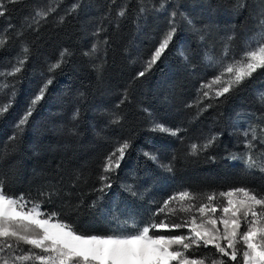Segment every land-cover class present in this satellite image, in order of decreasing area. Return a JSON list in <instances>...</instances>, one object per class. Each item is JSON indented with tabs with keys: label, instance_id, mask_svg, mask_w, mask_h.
<instances>
[{
	"label": "trees",
	"instance_id": "trees-1",
	"mask_svg": "<svg viewBox=\"0 0 264 264\" xmlns=\"http://www.w3.org/2000/svg\"><path fill=\"white\" fill-rule=\"evenodd\" d=\"M141 2L151 8L160 0H22L8 5L7 14L0 17V32L8 29L10 37L0 48V71L15 63L22 44L30 49L24 71L8 78V83L15 81L17 94L10 112L0 119V173L8 178L6 189L44 200L45 210L60 212L89 232L115 227L114 216L120 221L129 216L147 219L156 208L154 202L184 188L197 193L231 186L264 190V172L247 170L240 160L229 158L245 151L235 128L248 127L264 112L256 94L264 84V69L206 111L186 106L212 71L205 56L218 57L229 35L235 36L231 46L238 54L245 38L259 31L264 0H243L246 7L238 10L236 0H171L192 24L178 21L168 50L150 72L134 79L168 27L164 13L149 10L140 16ZM73 3L80 7L66 16ZM49 6L56 11L40 22L38 31L28 28L26 18ZM125 6L126 16L118 19L117 12ZM97 28L103 29L99 39L106 38L108 45L101 43L97 55L85 56L97 42ZM65 48L72 53L68 62L49 74V63ZM101 63L103 71L98 73L94 65ZM49 75L53 83L44 99L18 139L7 143L32 93ZM126 89L128 98L120 104ZM114 113L122 117L119 124L111 123ZM153 118L182 129L180 137L150 131ZM216 133L219 139L211 148L188 154L191 143ZM124 139L131 147L112 175L111 188L101 194L95 190L100 187V165ZM258 148L264 150V145ZM145 151L171 164L172 171L145 157ZM127 185L137 195L128 192ZM41 191L54 194L47 200L39 197ZM202 252L211 256L214 249L197 254L205 255Z\"/></svg>",
	"mask_w": 264,
	"mask_h": 264
},
{
	"label": "snow or ice",
	"instance_id": "snow-or-ice-1",
	"mask_svg": "<svg viewBox=\"0 0 264 264\" xmlns=\"http://www.w3.org/2000/svg\"><path fill=\"white\" fill-rule=\"evenodd\" d=\"M20 2L22 0H0V17L7 14L8 5ZM79 7V3H73L65 15H71ZM169 7H172L170 12ZM234 7L238 10L246 7V4L243 0H236ZM149 10L167 15L168 27L134 79L150 72L168 50L178 32V21L192 24L178 5L172 6L171 0H160L158 6L152 4L151 8L140 3V16ZM55 11L56 7L51 6L47 10H35L34 15L26 18L30 20L28 28L38 31L40 22ZM126 12L127 7H122L116 14L117 18H124ZM64 20L65 16H61L59 23ZM8 27L11 29L13 26L9 24ZM257 27L258 33L247 41L238 54L233 53L231 46L235 36L229 35L219 58L205 56L213 74L200 83L196 98L187 107L206 111L212 107V102L232 94L255 73L264 69V9L261 10ZM7 31L0 32V48L10 39ZM102 31V28H97L93 33L97 42L84 53L85 56L97 55L101 43L108 45L106 38L102 41L99 39ZM20 35L22 32H17V36ZM29 54V47L22 44L15 63L10 69L0 71V119L10 112L17 94L15 81L8 83V78L17 77L24 71ZM71 55L67 48L60 51L55 62L49 63L47 72L55 73L68 62L67 58ZM180 55L187 59L183 51ZM94 68L98 73L103 71V63L94 65ZM52 83L53 78L49 75L37 86L15 121V131L8 137L7 143L13 144L18 139ZM127 98L126 89L120 104ZM257 100L264 106V92L258 95ZM78 115V111L74 113L73 120ZM121 119L119 114L114 113L111 123L119 124ZM150 124V131L172 137H180L182 131L155 118L151 119ZM241 135L244 137L245 151L232 154L229 158L240 160L247 170L264 172V150L258 148V144L264 145V112L255 116ZM218 139L219 134L216 133L201 142H193L188 146V154L195 156L205 152ZM130 147L131 141L124 139L104 157L98 176L100 187L96 191L103 194L111 188L112 175L120 168ZM143 155L157 160L151 152L145 151ZM161 167L172 171L171 164ZM7 182V176L0 173V264H264V190L231 186L226 190L197 193L184 188L154 202L156 208L150 211L147 219L137 220L129 216L120 221L119 217L114 216L115 227L97 233L65 219L60 212L45 210L44 200L7 190ZM126 190L133 196L137 195L132 185H127ZM53 194L41 191L39 197L50 200ZM200 249H214V253L211 256L198 255Z\"/></svg>",
	"mask_w": 264,
	"mask_h": 264
},
{
	"label": "rangeland",
	"instance_id": "rangeland-1",
	"mask_svg": "<svg viewBox=\"0 0 264 264\" xmlns=\"http://www.w3.org/2000/svg\"><path fill=\"white\" fill-rule=\"evenodd\" d=\"M258 33V32H257ZM254 35H252V36H247L246 38H245V41H244V44L245 43H247V41L251 38V37H253ZM224 50V49H223ZM223 50H221V52H220V54H219V56L218 57H216V58H219L221 55H222V53H223ZM213 74V71H211V73L209 74L208 73V75H207V77H205L204 78V80H207L208 78H210L211 77V75ZM203 80V81H204ZM199 86H200V84L198 85V87L195 89V93H194V95L192 96V98L190 99V101H194V99L196 98V96H197V89L199 88ZM261 86V85H260ZM262 92H264V84L259 88V90H257V92H256V94H257V97H258V95L260 94V93H262ZM262 110H264V106H262ZM245 128H247V126H245V125H242V126H240V127H236L235 129H237L239 132H240V134L244 131V129ZM241 137L244 139V137L241 135ZM205 138V134L201 137V139H200V141L199 142H201L203 139ZM243 139H242V141H243ZM117 144H115V146H116ZM114 146V147H115ZM113 147V148H114ZM113 150V149H112ZM111 150V151H112ZM110 151V152H111ZM107 156V155H106ZM157 157V162L160 164V165H166V163L165 162H163L162 160H160L159 159V157L158 156H156ZM201 254H205V255H209V253L207 252H202Z\"/></svg>",
	"mask_w": 264,
	"mask_h": 264
}]
</instances>
